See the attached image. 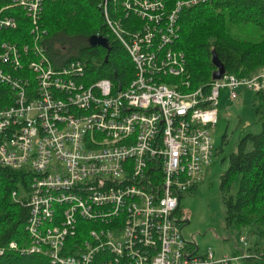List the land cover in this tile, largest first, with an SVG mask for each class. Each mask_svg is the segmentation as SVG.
I'll return each instance as SVG.
<instances>
[{
	"label": "built area",
	"instance_id": "1",
	"mask_svg": "<svg viewBox=\"0 0 264 264\" xmlns=\"http://www.w3.org/2000/svg\"><path fill=\"white\" fill-rule=\"evenodd\" d=\"M208 1L122 0L116 19L105 6L134 65L123 87L90 81L81 60L52 61L44 0H0V32L19 35L0 43V165L32 174L24 252L52 264H244L247 250L197 254L177 216L213 162L223 89L264 93V72L194 87L175 43L183 9Z\"/></svg>",
	"mask_w": 264,
	"mask_h": 264
},
{
	"label": "trees",
	"instance_id": "2",
	"mask_svg": "<svg viewBox=\"0 0 264 264\" xmlns=\"http://www.w3.org/2000/svg\"><path fill=\"white\" fill-rule=\"evenodd\" d=\"M177 1L166 0L168 9ZM104 2L44 0L45 46L56 65L81 60L90 81L109 79L115 86L125 87L134 77V65L105 17V6L112 19L121 17L122 0ZM179 24L180 37L175 48L185 54L187 70L196 87L212 82L217 69L214 53L227 73L251 77L264 71V0H209L183 9ZM248 26L260 29L262 38L248 40L236 35L240 27ZM93 35L107 37L110 48L91 46ZM256 99L262 128L240 139L237 150L230 154L229 168L221 177L227 223L251 226L256 235L246 251L244 264H264V93L256 92ZM31 176L27 170L0 165V264H52L42 254L23 251L30 243L26 230L29 208L25 202L31 190ZM235 181L239 187L231 194ZM12 242L18 248H11Z\"/></svg>",
	"mask_w": 264,
	"mask_h": 264
},
{
	"label": "rangeland",
	"instance_id": "3",
	"mask_svg": "<svg viewBox=\"0 0 264 264\" xmlns=\"http://www.w3.org/2000/svg\"><path fill=\"white\" fill-rule=\"evenodd\" d=\"M236 35L248 40H260L262 31L253 26L240 27ZM18 38L17 33L13 36L9 31L0 32V42ZM258 103L256 92L252 90H243L236 100L228 98L227 89L222 91L218 106L219 122L212 132L216 145L213 162L199 185L182 196L177 215L183 222L189 221L183 223V235L187 242L197 244V254L213 251L217 258L226 255L235 257L248 248L240 241L241 237L246 238L250 246L256 240L251 226L227 223L221 177L228 170L230 154L237 150L240 139L247 133L261 130L262 124L256 112ZM238 187V181L233 182L230 193L235 194ZM194 248L191 246L192 250Z\"/></svg>",
	"mask_w": 264,
	"mask_h": 264
},
{
	"label": "water",
	"instance_id": "4",
	"mask_svg": "<svg viewBox=\"0 0 264 264\" xmlns=\"http://www.w3.org/2000/svg\"><path fill=\"white\" fill-rule=\"evenodd\" d=\"M90 44L93 47L102 46V47H105L107 49L110 48L109 39L107 37L102 36V35L91 36ZM213 63L217 67V69L213 73V79H220L224 75V73L226 72V68H225L224 64L219 60L216 53H214ZM184 222L189 223V221H184ZM193 245L196 246L197 250L199 249L196 243H194Z\"/></svg>",
	"mask_w": 264,
	"mask_h": 264
},
{
	"label": "bare ground",
	"instance_id": "5",
	"mask_svg": "<svg viewBox=\"0 0 264 264\" xmlns=\"http://www.w3.org/2000/svg\"><path fill=\"white\" fill-rule=\"evenodd\" d=\"M1 43V42H0ZM47 49V48H46ZM48 52V51H47ZM71 62V61H70ZM27 230V229H26ZM28 232V231H27Z\"/></svg>",
	"mask_w": 264,
	"mask_h": 264
}]
</instances>
